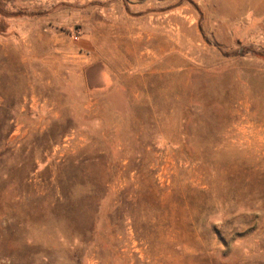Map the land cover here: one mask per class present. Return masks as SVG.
<instances>
[{
  "label": "rangeland",
  "instance_id": "obj_1",
  "mask_svg": "<svg viewBox=\"0 0 264 264\" xmlns=\"http://www.w3.org/2000/svg\"><path fill=\"white\" fill-rule=\"evenodd\" d=\"M0 264H264V0H0Z\"/></svg>",
  "mask_w": 264,
  "mask_h": 264
},
{
  "label": "bare ground",
  "instance_id": "obj_2",
  "mask_svg": "<svg viewBox=\"0 0 264 264\" xmlns=\"http://www.w3.org/2000/svg\"><path fill=\"white\" fill-rule=\"evenodd\" d=\"M148 66V65H147ZM260 75V74H259ZM258 78H260V77H258ZM259 82H260V80H259Z\"/></svg>",
  "mask_w": 264,
  "mask_h": 264
}]
</instances>
